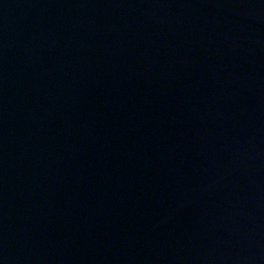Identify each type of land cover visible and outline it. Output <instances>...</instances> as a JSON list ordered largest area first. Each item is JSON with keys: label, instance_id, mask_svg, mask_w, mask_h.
Listing matches in <instances>:
<instances>
[{"label": "water", "instance_id": "1", "mask_svg": "<svg viewBox=\"0 0 264 264\" xmlns=\"http://www.w3.org/2000/svg\"><path fill=\"white\" fill-rule=\"evenodd\" d=\"M0 264H264V0H0Z\"/></svg>", "mask_w": 264, "mask_h": 264}]
</instances>
